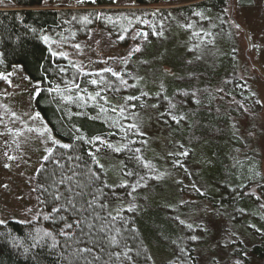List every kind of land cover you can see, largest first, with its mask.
Segmentation results:
<instances>
[{"label":"trees","instance_id":"1","mask_svg":"<svg viewBox=\"0 0 264 264\" xmlns=\"http://www.w3.org/2000/svg\"><path fill=\"white\" fill-rule=\"evenodd\" d=\"M4 1L6 8H0V72L20 66L40 85L35 106L57 143L37 171L39 215L27 222L0 218V264H155L167 243L174 241L177 223L167 216L164 203L160 210L147 208L141 214L122 208L131 195L144 199L161 192L153 171L135 150L141 138L124 125L132 107L138 109L139 101L133 106L128 98L139 84L166 87L160 95L152 93L156 117L166 108L185 109L179 101L186 96L189 126L181 133L187 134L185 140L196 149V157L211 160L203 178L207 192L200 197L210 207L230 209L235 224L243 220L249 229L256 228L255 224L264 230L263 199H257L228 167L230 150L239 158L244 155L225 143L230 134L228 117L203 109L198 101L204 99L205 85H216L225 75L217 70L213 51L207 53L215 45H207L204 32L190 26L202 23L212 28L211 34L224 38L232 2L247 7L253 0H182L186 3L168 7L156 6L163 0H136L128 8H114L116 0H92L87 7L75 9L44 8L46 0ZM95 31L117 50L128 51L118 67L104 66L95 73L81 69L45 40L46 35L54 34V42L77 44ZM86 85H108L111 95L103 99V91L99 95L83 91ZM90 95L93 101L87 102ZM251 118L246 131L253 129ZM101 137L124 147L120 181L97 155ZM145 187L142 197L139 191ZM57 195L60 199H55ZM146 200L150 202V197ZM83 248L91 251L81 252ZM246 252L263 260L264 240L248 243L238 238L232 255L245 256L244 262L249 264ZM185 264L191 263L185 260Z\"/></svg>","mask_w":264,"mask_h":264},{"label":"rangeland","instance_id":"2","mask_svg":"<svg viewBox=\"0 0 264 264\" xmlns=\"http://www.w3.org/2000/svg\"><path fill=\"white\" fill-rule=\"evenodd\" d=\"M90 1L46 0L43 7L85 8ZM180 3L186 2L163 0L156 6L168 7ZM135 5L136 0H116L114 8ZM6 6L7 2L0 0V8ZM228 12L229 18L224 21V38L211 34L212 28L202 23L190 25L204 32L202 37L207 45H215V49L207 53L213 51L217 59L216 68L225 75L218 84L205 85L202 92L204 99L198 101L202 102L203 109L219 111L228 117L230 134L224 135L227 136L225 143L227 147L244 153L239 158L234 149L230 150L228 167L239 182L249 186L255 197L264 201V0H253V4L247 7H239L232 2ZM205 30L209 31V35ZM45 38L56 53L93 73L104 66L118 67L124 59L123 55L128 54V51L124 54L117 50L114 43L98 31L88 39L71 45L54 42V34ZM222 62L223 67L220 66ZM234 77L235 82H231ZM136 86L131 103L134 106V102L139 101L138 109L132 107L124 125L141 138L135 150L153 171L154 182L161 192L158 197L148 194L150 202L146 200L148 197L140 199L131 195L122 208L129 207L141 214L147 208L160 210V203H164L167 216L177 223L174 232L176 238L167 243V250L157 256L154 263L185 264L186 260L191 264H245V256L239 258L232 255L238 238L255 243L264 240V230L255 224L252 225L256 228L250 230L243 220L235 224L230 209L224 206L210 207L200 197L207 192L208 183L203 178L211 160L209 156L196 157V149L185 140L187 134L181 133L189 126L186 96L183 94L179 101L185 109L177 112L173 108V111L166 108L163 115L162 111L156 117L152 107L155 108L157 103H151L152 93L160 95L166 87ZM109 88L108 85H86L83 91H91L94 95L103 91L101 97L106 99L111 95ZM151 89L154 90L151 92ZM39 90L40 85L31 81L20 66L0 72V218L4 221L27 222L39 215L36 175L42 161L57 143L47 122L36 109L35 96ZM65 96L69 98L70 94ZM92 101L90 95L87 102ZM250 118L254 126L246 131ZM98 141L97 155L109 167L114 179L120 181L123 172L121 163L126 157L122 153L124 147L109 138L101 137ZM117 148L120 151H116ZM137 186L139 188L141 185ZM145 189L140 188V196L145 197L142 195ZM260 206L263 207V204L260 203ZM245 255L249 258V264H264V259L257 260L248 252Z\"/></svg>","mask_w":264,"mask_h":264},{"label":"snow or ice","instance_id":"3","mask_svg":"<svg viewBox=\"0 0 264 264\" xmlns=\"http://www.w3.org/2000/svg\"><path fill=\"white\" fill-rule=\"evenodd\" d=\"M80 2H83V0H80ZM45 39H47V38H45ZM136 50L139 51V49H136ZM106 71H111V69H106ZM113 75H117V74L113 72ZM92 83L95 84V83H97V81L93 80ZM128 99H132V98L129 97ZM113 111H115V109H113ZM173 119H175V117H173ZM62 147L67 148V147H69V145H62ZM115 150H116V151H120L119 148H117V149H115ZM184 154L187 155V153H184ZM55 199H60V196L57 195V196L55 197ZM73 207H74V205H73ZM56 211H60V209L57 208ZM46 218H47V217H46ZM0 223H3V222L0 221ZM67 227H68V228H71L72 225H71V224H68ZM192 239H196V237H192ZM80 251H81V252H90L91 250L88 249V248H83V249H80Z\"/></svg>","mask_w":264,"mask_h":264}]
</instances>
